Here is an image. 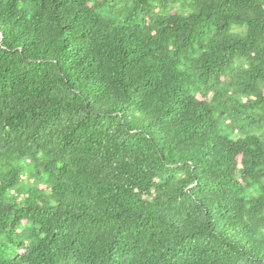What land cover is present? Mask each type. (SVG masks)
Listing matches in <instances>:
<instances>
[{"label": "trees", "instance_id": "1", "mask_svg": "<svg viewBox=\"0 0 264 264\" xmlns=\"http://www.w3.org/2000/svg\"><path fill=\"white\" fill-rule=\"evenodd\" d=\"M0 264H264V0H0Z\"/></svg>", "mask_w": 264, "mask_h": 264}]
</instances>
